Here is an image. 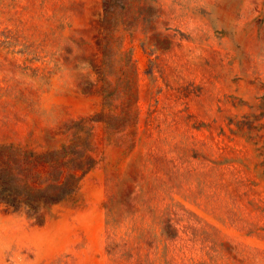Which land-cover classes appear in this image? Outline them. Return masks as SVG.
Listing matches in <instances>:
<instances>
[{"label": "rangeland", "instance_id": "obj_1", "mask_svg": "<svg viewBox=\"0 0 264 264\" xmlns=\"http://www.w3.org/2000/svg\"><path fill=\"white\" fill-rule=\"evenodd\" d=\"M0 264H264V0H0Z\"/></svg>", "mask_w": 264, "mask_h": 264}]
</instances>
